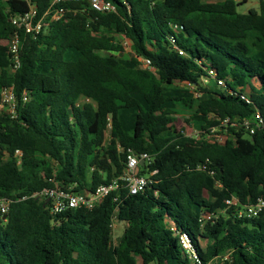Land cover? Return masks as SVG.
Here are the masks:
<instances>
[{"label":"trees","instance_id":"trees-1","mask_svg":"<svg viewBox=\"0 0 264 264\" xmlns=\"http://www.w3.org/2000/svg\"><path fill=\"white\" fill-rule=\"evenodd\" d=\"M51 1L31 3L42 17ZM106 1L114 12L61 3L64 18L21 33L14 71L9 16L30 4L0 0V93L13 87L17 97L15 116L0 114V197L10 201L0 264H264V209L239 215L264 199V0L247 13L232 0ZM117 37L132 44L129 58ZM247 90L253 105L240 97ZM256 112L252 136L237 125L223 145L205 135ZM129 152L150 155L157 171L137 195L121 182L94 209L58 215L34 196L55 183L95 192L122 177ZM114 219L127 225L117 243Z\"/></svg>","mask_w":264,"mask_h":264},{"label":"built area","instance_id":"built-area-1","mask_svg":"<svg viewBox=\"0 0 264 264\" xmlns=\"http://www.w3.org/2000/svg\"><path fill=\"white\" fill-rule=\"evenodd\" d=\"M29 2V10L24 14L10 15V21L15 27L14 34L6 41L8 44L9 54L12 59V69L14 71L18 70L20 67V56L22 50V37L21 33L26 35L37 36L39 35L46 26L47 16H51L52 21H57L65 17L66 10L59 7L61 3L70 2H84L89 5L91 9L100 13H110L115 11V6L106 0H52L47 13L44 16L39 17L38 9L36 5L31 3V0H26ZM208 1H221V0H208ZM236 4L249 3L252 0H232ZM262 0H258L259 4ZM182 54V52H180ZM141 67L143 69L152 70L151 60L147 58L141 59ZM211 76H215L214 72H210ZM222 85V82H219ZM1 105L0 114L5 112L10 114L12 117L15 116L17 97L13 87H5L1 89ZM198 96V93H194ZM241 99L248 105H253V100L249 94L246 92L240 95ZM237 123L229 124V121H224L221 126L222 128H212L210 134H205L206 137L214 143L223 145L230 139L228 134V128L235 127L243 128L247 136H252L255 134V130L259 128L263 121L258 112L254 114L253 119H237ZM111 133V125L108 126L107 134ZM185 136L200 138L201 132L193 129L192 134H187L182 131ZM5 159L7 154H5ZM22 152L20 150L15 151V158L18 164L21 163ZM143 163V165H141ZM152 165V158L148 154L136 155L129 152L126 163L125 173L121 178L113 180L109 184H104L99 186L95 192L80 191L72 192L70 190H65L55 183L54 188H46L42 191L35 193L34 196L41 197L48 202H50L51 212L54 215L62 214L68 210L76 209H86L92 210L98 206L107 196L116 192L120 188V183L125 182L127 188L131 195H137L143 192L149 184H152L151 177L157 171H150V166ZM146 171V174H142V171ZM228 205H232L234 200H227ZM10 201L0 197V215H6L9 210ZM264 209V199H259L256 204L246 206L243 210L239 211L240 216L246 217H257ZM114 222L112 228L114 230ZM180 242L183 249L189 255L192 261L200 263L196 252L194 251L191 240L186 234H181Z\"/></svg>","mask_w":264,"mask_h":264},{"label":"rangeland","instance_id":"rangeland-1","mask_svg":"<svg viewBox=\"0 0 264 264\" xmlns=\"http://www.w3.org/2000/svg\"><path fill=\"white\" fill-rule=\"evenodd\" d=\"M253 2H255V0H252L251 2L249 3H243L241 6H239L238 8V11L240 13H247L248 12V9L249 7H252L254 6L253 5ZM257 7V6H256ZM258 8V7H257ZM118 41L123 45L124 49H125V53L123 54V57L124 58H129L132 54H133V47H132V44L126 40L124 37H117ZM4 47H5V50L7 52H9L8 50V44L5 42L4 44ZM89 100L85 99V98H82L79 100L78 104L80 106H83L84 104L88 103ZM182 118H180V124L182 123ZM179 124V125H180ZM181 131H185L187 134H192L193 132V128L192 127H187V126H184L183 128H181ZM107 137L110 138V133L107 134ZM124 225L120 222H117V227H116V231H115V241L119 240L122 236V234L124 233ZM219 262V261H218Z\"/></svg>","mask_w":264,"mask_h":264},{"label":"crops","instance_id":"crops-1","mask_svg":"<svg viewBox=\"0 0 264 264\" xmlns=\"http://www.w3.org/2000/svg\"><path fill=\"white\" fill-rule=\"evenodd\" d=\"M253 5H254V6L249 7V9H252V8H253V9H258L260 4H259L258 0H255V2H253ZM256 6H257L258 8H257ZM249 9H248V10H249ZM246 93L249 94V95H251V93H250L249 90H247ZM117 222H119V221L115 220V222H114V230H113V233H114V240H115V231H116L115 229H116V227H117ZM120 223H122V224L124 225V227L126 228L127 225H126L125 223H123V222H120ZM125 228H124V230H125ZM124 230H123V231H124ZM122 236H123V234H122ZM122 236H121V237H122ZM119 240H120V239H119ZM119 240L115 241V243H117Z\"/></svg>","mask_w":264,"mask_h":264},{"label":"water","instance_id":"water-1","mask_svg":"<svg viewBox=\"0 0 264 264\" xmlns=\"http://www.w3.org/2000/svg\"><path fill=\"white\" fill-rule=\"evenodd\" d=\"M141 165H143V163H141ZM3 219H6V216H4Z\"/></svg>","mask_w":264,"mask_h":264}]
</instances>
